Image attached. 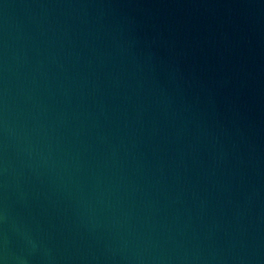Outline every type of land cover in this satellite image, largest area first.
<instances>
[{
    "label": "water",
    "instance_id": "95a60500",
    "mask_svg": "<svg viewBox=\"0 0 264 264\" xmlns=\"http://www.w3.org/2000/svg\"><path fill=\"white\" fill-rule=\"evenodd\" d=\"M0 264H264V0H0Z\"/></svg>",
    "mask_w": 264,
    "mask_h": 264
}]
</instances>
